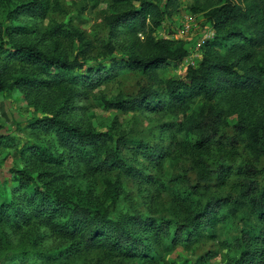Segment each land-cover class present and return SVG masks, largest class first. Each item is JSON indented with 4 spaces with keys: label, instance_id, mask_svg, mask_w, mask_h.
Listing matches in <instances>:
<instances>
[{
    "label": "trees",
    "instance_id": "16d2710c",
    "mask_svg": "<svg viewBox=\"0 0 264 264\" xmlns=\"http://www.w3.org/2000/svg\"><path fill=\"white\" fill-rule=\"evenodd\" d=\"M114 1L137 2L139 7L104 16L106 42L98 40L96 44L71 25L51 26V39L85 47L73 60L13 40L10 48L0 46V95L9 85L6 70L17 62L31 65L35 72L18 78L9 85L11 88L26 85L59 90L69 100L77 101L70 106L72 109H83L79 101L88 100L124 73L141 71L151 85L142 87L132 98H104V107L126 113L189 111L180 124H171L170 130L195 136L194 143L186 140L192 165L202 169L208 181L212 173L216 174V185L222 190H237L238 198L219 194L200 199L195 187L183 189L177 178L172 180L174 185L172 181L169 185L157 182L153 172L171 155L164 143L128 137L116 127L109 132L84 129L62 118L59 112L36 118L29 125L31 135L36 137L33 142L21 144L11 136L0 137V147L18 149L24 163L22 169L14 171L16 183L10 198L0 202V226L7 225L16 232L41 226L67 245L43 250L40 242L24 252H11L6 247L1 264H67L93 251L102 252L110 260L118 257L158 263L165 253L178 247L191 248L214 238L220 225L233 224L241 214L254 224V229L238 231L231 240L221 241L227 249L226 264H264V188L252 165L235 167L239 146L257 158L264 156V64L259 58L264 48V0H230L210 9L205 17L215 35L203 42L202 60L190 64L184 78L168 80L161 79L159 71L183 62L189 50L182 40L157 39L154 34L178 11L180 0H166L163 5L152 0ZM60 8L57 0H31L16 6L8 12L11 24L4 32L9 37L28 35L32 28L14 23L15 14L46 19L51 10ZM2 26L0 23V30ZM122 37L126 41L120 42ZM98 48L103 50L105 60L88 65V55ZM116 53L121 56L115 57ZM230 116L236 118L232 135L227 133ZM217 162L213 172L209 164ZM40 163L54 168L41 186L31 170ZM77 167H83L90 176L117 173L143 189L161 187L184 207L185 217L172 220L132 212L113 218L110 207L94 206L69 193L65 181ZM107 184L112 192L120 182ZM0 242L6 244L2 233Z\"/></svg>",
    "mask_w": 264,
    "mask_h": 264
},
{
    "label": "rangeland",
    "instance_id": "374dc122",
    "mask_svg": "<svg viewBox=\"0 0 264 264\" xmlns=\"http://www.w3.org/2000/svg\"><path fill=\"white\" fill-rule=\"evenodd\" d=\"M30 1L0 0V23L3 25L0 30V46L10 48V40H13L19 44L37 47L46 54L61 56L69 60H73L80 52H84L85 47H81L77 42L61 44L58 40L51 39L48 31L54 23L74 26L85 32L87 39L96 40L97 44L98 40L107 41V30L103 25L104 16L139 7L137 2L125 4L114 0H57L61 8L51 10L46 19L32 18L27 13L15 14L14 23L31 27L32 31L28 35L7 36L4 29L11 24L8 12ZM228 1L230 0H180L178 11L164 21L154 36L157 39L182 40L189 50V56L177 65L161 69L159 71L161 79L184 78L187 67L190 64L197 65L202 60L205 44L203 42L213 39L215 35L205 15L210 9L226 4ZM152 2L163 5L166 0H152ZM190 21L191 29H187L185 25ZM140 38L144 39L142 35ZM119 40L120 42L126 41L124 37ZM103 53V50L99 48L92 51L87 57L88 65L93 66L104 61L106 57ZM114 56L119 58L121 55L116 53ZM259 58L264 64V48L260 51ZM34 72L35 68L31 65L17 62L6 70V81L10 85L20 77L32 76ZM9 85L5 93L0 95V137L11 136L21 144L33 142L36 137L31 135L33 130L29 129L30 122L36 118L52 116L59 112L62 118L84 129L109 132L116 127L118 132L128 137L152 144L164 143L169 147L171 155L164 160L160 169L153 172L159 183L169 185L170 181L177 178L183 189L195 187L201 194L200 199L219 194L224 197L230 194L232 198H238L237 190L229 188L222 190L216 185V174L212 173L211 180L208 181L202 169L192 165L193 157L187 149L186 140L194 143L197 138L170 130L171 124H180L184 115L189 114V111L126 113L116 109L107 110L104 107L102 101L104 98L109 100L116 97L132 98L139 94L142 87L151 85L141 71L126 72L116 81L95 91L88 100L79 101L78 105L84 106L83 109L70 108L74 106L73 102L77 101L69 100L59 90L36 89L26 85L11 88ZM235 122V116H230L227 126L229 135L234 133ZM238 152L235 167L252 165L257 172V181L261 188H264V156L257 158L246 151L243 146H239ZM209 165L213 172L218 168V162ZM23 167L24 163L18 149L0 147V202L10 198L11 187L16 183L14 171ZM31 170L37 184L41 186L49 180L46 174L54 168L40 163L33 165ZM70 174L71 177L65 181L69 193L94 206L110 207L113 218L132 212L172 220H181L185 217L184 207L177 203L172 194L161 187L139 188L135 182L117 173L90 176L83 167L71 170ZM108 181L120 182L116 191L111 192L108 189ZM170 183L174 185L175 182ZM113 195L116 196L114 204ZM241 215L233 224L220 225L214 238H206L191 248L178 247L172 252L165 253L158 263L118 257L110 260L102 252L93 251L67 264H226L227 249L222 247L221 241L231 240L237 236L238 231L254 229V224L248 220L247 216ZM0 233L6 239V244L3 245L0 242V264L3 261L6 247H9L11 252H24L33 250L36 243L41 244L40 242H42L43 250H55L67 245L61 237L49 234L41 226H31L16 232L9 226L2 225Z\"/></svg>",
    "mask_w": 264,
    "mask_h": 264
},
{
    "label": "built area",
    "instance_id": "2783aa9c",
    "mask_svg": "<svg viewBox=\"0 0 264 264\" xmlns=\"http://www.w3.org/2000/svg\"><path fill=\"white\" fill-rule=\"evenodd\" d=\"M190 24H191V21H190V23L186 24L185 27H186L187 29H191Z\"/></svg>",
    "mask_w": 264,
    "mask_h": 264
}]
</instances>
